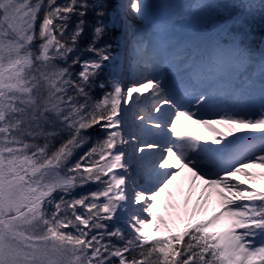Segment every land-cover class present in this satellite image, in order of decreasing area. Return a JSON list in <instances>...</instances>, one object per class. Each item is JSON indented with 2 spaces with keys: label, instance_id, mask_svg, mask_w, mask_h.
Masks as SVG:
<instances>
[{
  "label": "snow or ice",
  "instance_id": "snow-or-ice-1",
  "mask_svg": "<svg viewBox=\"0 0 264 264\" xmlns=\"http://www.w3.org/2000/svg\"><path fill=\"white\" fill-rule=\"evenodd\" d=\"M179 7L0 0V264H264V56L225 31L228 44L191 49L186 67L157 60L147 45ZM225 7L241 9L237 23L264 12L257 0L198 3L180 23L223 28ZM113 27L121 52L100 44ZM129 40L139 59L126 76Z\"/></svg>",
  "mask_w": 264,
  "mask_h": 264
},
{
  "label": "rangeland",
  "instance_id": "rangeland-1",
  "mask_svg": "<svg viewBox=\"0 0 264 264\" xmlns=\"http://www.w3.org/2000/svg\"><path fill=\"white\" fill-rule=\"evenodd\" d=\"M151 2H156V0H151ZM165 2L168 3H173V4H178L180 7L176 10L177 14L173 16L172 18V24L169 27L168 31L166 34H161L159 37L152 36L151 43H148V48L151 49L153 45L156 43L158 40H164L165 43H169L173 40L178 41L180 44H185L189 45L191 49L195 48L198 53H203L207 48H209L214 41H219L221 44H228L229 41L227 39H222L221 37L223 36V33L219 34V28L214 27L213 25H207L204 28H197L193 29L185 24L180 23V14L179 13H185L186 11L189 10V6L195 5L198 3H215V4H229L233 2H240V0H165ZM257 2H264V0H257ZM119 3V0H115L114 5L107 10V13L109 15H114L117 4ZM241 11L240 8L237 7H225L220 9L219 13L216 16V21L218 24L222 25L225 24V27L221 28L223 29L222 32L225 33V31L229 34H233L232 32H237L238 35H240L243 39L247 38L249 31L244 30L245 27L250 26L251 28H264V12L261 11V9L254 8L252 12L246 14V19L243 20L242 23H237L235 20L231 21V17L233 14H238L237 12ZM131 12V11H129ZM131 14V13H130ZM109 15H106L105 17V23L109 21ZM132 16H134V21H130L132 27L137 29L140 27V29L137 31L139 35H151V28L149 25V21L144 20L142 18H138L135 16V14L132 13ZM237 18V17H236ZM129 19V16H128ZM246 26H245V25ZM245 26V27H244ZM141 30V31H140ZM140 31V32H139ZM109 32H114L116 37H115V45H113V48L115 52H121V49L117 47V44H123L125 37L122 34V31L119 27H113L109 30ZM228 36V35H227ZM229 37V36H228ZM128 42H131L129 40ZM147 43V42H146ZM129 44V43H128ZM262 44L264 45V35H263V40ZM190 49V50H191ZM124 58L129 56L130 54H138L133 51L129 50H124ZM256 57L264 56V52L262 53H255ZM86 58V55L85 57ZM170 59V56H167L165 59ZM164 58H160L162 60ZM158 60V59H157ZM178 62V61H177ZM106 67L104 68V73L105 76H101L100 78L102 80H106L109 76L111 66L108 64V62H105ZM132 66V65H131ZM131 66H125V75L128 76L130 75V72L128 69ZM178 68H183L186 67V63L184 64H178ZM252 74L256 77L259 76V68L254 67L251 69ZM101 91L97 93V95H100ZM187 129L189 131L191 130H198V126L192 125L190 127L189 125H186ZM98 131V130H97ZM200 135V134H198ZM97 136V135H96ZM96 136H93L95 138ZM58 143V142H57ZM90 146V145H89ZM84 150H87L86 148ZM82 154V153H81Z\"/></svg>",
  "mask_w": 264,
  "mask_h": 264
},
{
  "label": "trees",
  "instance_id": "trees-1",
  "mask_svg": "<svg viewBox=\"0 0 264 264\" xmlns=\"http://www.w3.org/2000/svg\"><path fill=\"white\" fill-rule=\"evenodd\" d=\"M56 2L59 4V3H63L65 2V0H56ZM114 2L115 0H105V3L107 5V9H106V12L109 8H111L113 5H114ZM45 3H47V0H45ZM259 3V2H257ZM238 14H233L231 17V21L235 20L236 21V17L239 16L240 14V11L238 10L237 12ZM42 15H43V11H41V14H40V17L42 19ZM106 17V15H105ZM105 17H103V20L105 21ZM86 19L88 20L89 22V26H87L85 28V31L80 39V45L81 47L87 45V43L91 40V25L95 23V20H96V17H95V14L90 12L88 14V16L86 17ZM234 22V21H233ZM38 24H39V20L37 21V28H38ZM245 25V24H244ZM246 26V25H245ZM244 26V27H245ZM223 27H225V24H223ZM219 34L220 33H223V36L221 37L222 39H227L229 41V37L224 33L222 32L223 29L219 28ZM246 31H249L248 33V36L247 38L245 39H242V43L247 46V48L250 50V52L255 55V53L259 54V53H262L264 52V45L262 44V40H263V35H264V28L262 29L261 28H251L250 26H247V28L245 27ZM233 34H237V32H232ZM115 33L114 32H108L107 35H105V37L100 41V44H103L105 42L107 43H112L113 45H115ZM88 54H86V57H87ZM76 72H78L80 69H79V66H75V69H74ZM101 76H105V73H104V69L101 71L100 73V76L98 79L102 80L100 77ZM101 91L100 89H96L95 90V95L96 96H99L97 95V93ZM98 129H90L89 130V133L92 135V136H96L99 134V132L97 131Z\"/></svg>",
  "mask_w": 264,
  "mask_h": 264
},
{
  "label": "bare ground",
  "instance_id": "bare-ground-1",
  "mask_svg": "<svg viewBox=\"0 0 264 264\" xmlns=\"http://www.w3.org/2000/svg\"><path fill=\"white\" fill-rule=\"evenodd\" d=\"M179 14H182L179 13ZM129 20L131 21H134V16H132V14H129ZM150 25V24H149ZM140 29V27H138L137 29H135V31L137 32L138 30ZM141 31V30H140ZM139 31V32H140ZM138 33V32H137ZM129 43V47L125 49L126 50H129V51H133L135 52L131 47V42H128ZM170 43V42H169ZM169 43H165L164 40H158L156 41V43L154 44L156 46V52L154 53L155 57L160 60V58H166L167 56H170V59L175 57V59H178V51H180L181 49H183L185 46L180 44V45H172L170 46L169 48L166 47ZM139 59V54L138 56L136 54H130L129 56H127L126 58H124V65L125 66H131L134 62L138 61ZM169 59V58H168ZM163 60V59H162ZM182 65V61L180 63ZM178 65V64H177ZM126 74V73H125ZM190 127H192V125L189 124ZM191 132L195 133V134H200L202 136H206L207 133L204 132L203 129L201 128H198V130H191ZM160 203L163 205L166 201H167V197L165 195H161V197L158 198ZM170 210H166L163 212V215H164V219L165 220H169L170 217H169V212Z\"/></svg>",
  "mask_w": 264,
  "mask_h": 264
}]
</instances>
